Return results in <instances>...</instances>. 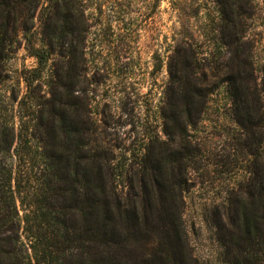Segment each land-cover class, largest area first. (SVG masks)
<instances>
[{"label": "rangeland", "instance_id": "rangeland-1", "mask_svg": "<svg viewBox=\"0 0 264 264\" xmlns=\"http://www.w3.org/2000/svg\"><path fill=\"white\" fill-rule=\"evenodd\" d=\"M23 10L10 26L30 30L0 59V216L21 224L3 236L28 248L40 174L56 160L75 177L96 154L124 216L137 212L139 264H264V0ZM183 77L200 110L167 135Z\"/></svg>", "mask_w": 264, "mask_h": 264}, {"label": "trees", "instance_id": "trees-1", "mask_svg": "<svg viewBox=\"0 0 264 264\" xmlns=\"http://www.w3.org/2000/svg\"><path fill=\"white\" fill-rule=\"evenodd\" d=\"M40 1L0 0L1 60L6 59L18 35L25 36L30 30L22 25L10 26V22L22 18L23 8L36 11ZM63 21L67 24L72 22V18L65 16ZM61 31L68 35L74 32L68 27ZM183 78L177 94L183 106H178L172 113L174 124L165 129L167 135L183 137V118L189 116L188 122L192 125L191 117L200 110L193 108L195 93L191 90L190 81ZM77 159L75 177L67 172L66 164L58 167L56 160L48 165V172L40 174L36 193L32 196L33 209L25 210L28 213L23 219L28 248L18 234L3 236L21 225L14 223L15 216L12 220L8 218L10 216H0V264H139L136 252L129 249L137 243L133 232L129 234L133 229L138 231L137 212L131 208L128 216H124L126 211L114 198L116 192L110 183L114 174L110 169H103V161L98 155ZM82 159L91 166L80 168ZM261 174L260 179L263 180L264 170ZM1 192L0 189V199ZM19 192L22 194L18 189ZM259 195L264 196V189ZM14 207L16 210V205ZM244 224L248 226L249 220ZM158 264L166 263L159 259Z\"/></svg>", "mask_w": 264, "mask_h": 264}]
</instances>
